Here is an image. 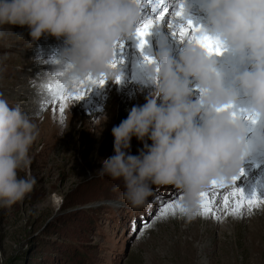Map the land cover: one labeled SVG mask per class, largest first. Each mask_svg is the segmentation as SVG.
Wrapping results in <instances>:
<instances>
[{
  "label": "rangeland",
  "instance_id": "rangeland-1",
  "mask_svg": "<svg viewBox=\"0 0 264 264\" xmlns=\"http://www.w3.org/2000/svg\"><path fill=\"white\" fill-rule=\"evenodd\" d=\"M185 1L172 0L173 9ZM148 8L151 5L144 3L143 11ZM158 9L145 16L142 13L140 23L158 15L161 8ZM167 26L168 22L165 29ZM12 31L23 32L30 39L26 26H12ZM139 44L132 34L118 42L114 56L118 61L116 68L123 71L120 80L108 79L70 103L62 123L60 112L54 113L51 105L41 109V101L47 97V83L41 79L46 71L51 73L48 81L56 82L52 74L64 66L60 60L66 46L64 38L44 35L28 48L12 37L0 40V95L11 105L20 104L33 117L39 131L29 153L31 164L20 172L21 176L35 177L33 190L12 207L0 208V264H264V210L238 218L224 215L221 207L220 219L211 217V222L198 214L177 215L156 222L141 234L143 224L151 223L158 212L157 196L179 199L182 192L171 185L153 186L148 202L132 207L122 198V180L96 174L101 161L115 154L111 129L127 118L133 106L146 103L155 86L146 77L138 87L139 82L133 77V68L135 76L143 74L139 62L132 61L133 53L141 52ZM121 45L129 52L135 51L127 54L125 62L121 60ZM153 53L155 60L158 53ZM37 58L41 62L35 68L30 62ZM232 58L235 59L230 66L220 62L226 85L232 82L234 68L241 72L252 70L250 63H239L237 54ZM196 86L198 82L192 81L194 101L200 96ZM248 103L250 99L233 105V111L242 119V110L251 105ZM102 114L108 116L103 130H90L89 122ZM196 122L202 123L201 116L196 117ZM248 123L254 128L264 125V120ZM64 125H68V130L61 135ZM248 139L254 141L252 131ZM260 148L264 145H256L245 157L247 168L239 175L236 186L248 195L255 192L264 198V157ZM142 149L143 142L133 137L130 154L138 155ZM223 193L220 190L217 194L218 202Z\"/></svg>",
  "mask_w": 264,
  "mask_h": 264
},
{
  "label": "clouds",
  "instance_id": "clouds-1",
  "mask_svg": "<svg viewBox=\"0 0 264 264\" xmlns=\"http://www.w3.org/2000/svg\"><path fill=\"white\" fill-rule=\"evenodd\" d=\"M202 7L208 20L203 32L219 38L252 70L234 68L226 85L217 61L189 40L178 59L167 48L157 54L148 69L154 89L146 103L133 106L111 129L115 154L96 170L101 177L123 181L122 198L132 207L145 205L153 186L171 185L182 192L187 213L197 215L200 193L214 180L239 176L251 149L264 145V125L251 127L233 116V108L218 111L233 106L242 89L251 98L249 111L264 120V0H205ZM142 8L137 0H0V40L12 37L28 48L44 35L63 37L59 71L65 81L89 75L116 80L121 73L111 67L114 50L123 37L136 33ZM12 26H26L30 39ZM193 79L200 89L195 101ZM107 120L102 114L88 127L99 133ZM67 130L64 125L61 135ZM38 135L33 117L0 95V208L12 207L33 190L35 177L20 172L31 164ZM133 137L143 142L138 155L130 154Z\"/></svg>",
  "mask_w": 264,
  "mask_h": 264
},
{
  "label": "snow or ice",
  "instance_id": "snow-or-ice-1",
  "mask_svg": "<svg viewBox=\"0 0 264 264\" xmlns=\"http://www.w3.org/2000/svg\"><path fill=\"white\" fill-rule=\"evenodd\" d=\"M137 3L144 7L145 0H137ZM168 9L164 8L158 15L145 18L137 27L136 35L140 40L139 47L143 48L147 41L144 39L149 34L150 29L154 24L160 23L164 20ZM173 17H183L184 7L181 3L177 10L172 13ZM170 27L175 28L174 34H177L179 39L184 40L187 38L189 41L199 44L201 47L206 49L209 54L216 53L220 54L223 51V46L219 38L207 35L203 32L201 26L193 24L191 19H186L185 23H180L178 25H173L171 22ZM122 46V45H121ZM146 62L152 63L151 57H145ZM118 61L114 59L111 63V67L115 68ZM57 80L55 83L49 81L46 84L47 97L41 101V109L43 110L46 106L51 105L53 112L57 110L60 112L63 123V117L65 109L70 103L81 99L87 94L88 91L95 85H103L105 83V76L100 75L94 77L89 75L84 79L73 78L71 81H65L63 78V73L57 71L53 73ZM117 82L120 77H116ZM232 105H225L223 108L218 109V111H226L232 109ZM245 115L244 118L255 124L258 120V114L251 112L249 110H242ZM239 114L233 111V116H238ZM240 116V115H239ZM241 117V116H240ZM243 170L241 169L242 174ZM239 176H234L230 181L225 180H214L211 182L209 187L200 193L199 202V212L198 215L205 217H212L214 219H220L217 212L220 208H223L224 214L232 215L235 217H244L246 215H252L256 210H264V198H261L255 192L251 195L245 193L241 187L236 186V180ZM220 190H224L222 201H217V194ZM157 201L159 203V209L154 218H152L151 223L145 222L140 229L141 234H143L145 229H149L154 226L156 222H161L169 218H176L177 215L190 216L186 209L183 207L181 201L183 196L181 195L179 199L173 197L169 200H164L162 197L157 196ZM135 230V229H134Z\"/></svg>",
  "mask_w": 264,
  "mask_h": 264
},
{
  "label": "bare ground",
  "instance_id": "bare-ground-1",
  "mask_svg": "<svg viewBox=\"0 0 264 264\" xmlns=\"http://www.w3.org/2000/svg\"><path fill=\"white\" fill-rule=\"evenodd\" d=\"M167 1L168 0H164V1L163 0H149V1L146 0L145 1V4H150L151 8H148L147 11H142V13H144V16H145V14L146 15L150 14L152 12L151 10H153V11L159 10L158 8H161L160 12L164 8H167L168 12L165 15L164 20L161 21L160 23L154 24L152 26V28L150 29L149 34L146 37H144V39L147 41V43H145L143 48H141V52L137 53V54L133 53L134 55H133L132 61L133 62L138 61L139 64H140V67L142 69V72H143V74L141 73L142 75L140 77L139 76H135V70L133 68V77H134V79H137V81L139 82L138 83V87L142 86L143 83H145L146 77H148L150 79L149 82H152V84H153V80L150 77V75L148 74V69L151 67V65L155 61L154 60V53H156V52L153 53L154 50H156L157 53H159L164 48H167L168 50L171 51L172 55L175 58L178 59L179 58V54L183 50L184 45L188 42L187 38H185L184 40H181V39H179L177 34H174L175 28L169 26L170 22L175 26V25H178L180 23H185L186 19H191L193 24H195L197 26H201L202 27V26H207V24H208L207 13L202 7V5L204 4L205 0H187L185 2H179V5L182 3L183 7H184V16L183 17H173L172 13L175 10L172 7V3H171L172 0L170 2H167ZM154 5H156V7H153ZM191 12H193V14ZM200 15H202V16H200ZM200 17H202V19H200ZM167 22H168V26L165 29V24ZM132 37H133V40H137V41L140 42V40L138 39V37H137V35L135 33L132 34ZM121 48H123V46H121ZM133 48L137 49L138 46L136 44H134ZM133 51L134 50L130 49V52H129L127 48H123V51H122L123 53L121 54V58H122L121 60L123 62L127 61L128 57H129L127 54L132 53ZM211 55H212V58H214L217 61V66L222 69L223 66H220V62H221V64L225 63L227 66H230V65H232V60L235 59V58H232V57L235 56L236 54L230 48L224 47L223 51L220 54L212 53ZM146 56L147 57H151L153 62L152 63L146 62V60H145ZM51 58L58 60L56 57H54V58L51 57ZM39 62H41V60L37 58L35 61H32L30 63L32 65H34L35 68H36L38 66ZM56 63H58V62L56 61ZM122 65H125V64L123 63ZM61 67H63V65ZM125 68H124V70H125ZM120 71H122V68H120ZM128 71H129V68H128ZM50 72H52V71H50ZM48 76H51V73H47L45 71V75L41 79L42 82L48 83L49 82L48 81L49 80ZM192 81H195V79H193ZM196 88H199V87L196 86ZM28 89L30 90V88H28ZM25 92L29 93L28 90H26ZM38 92H39L38 89H36L35 93H38ZM44 92L45 91H43V93ZM247 99H250V101H251L250 96L246 95L244 93V91L241 89L240 90V96H239V98H238V100L236 101L235 104L244 103L245 100H247ZM248 104H251V103H248ZM249 108H250V105H248V110H249ZM260 152H261V154L264 157V154H263L264 153V148H260ZM263 157H261V158L263 159ZM246 168H247V162L244 160L243 163H242V170H245ZM262 179H264V178H262ZM217 213H218L217 214L218 216L221 215L220 212H217ZM204 219H205V221H208V222L212 221V218L210 216L209 217H205L204 216ZM215 221L216 220H214V222H213L214 224H215ZM220 230L223 233H225V231H226L223 228H221ZM189 231H191V230H189Z\"/></svg>",
  "mask_w": 264,
  "mask_h": 264
}]
</instances>
